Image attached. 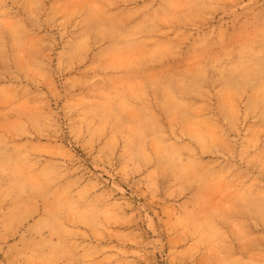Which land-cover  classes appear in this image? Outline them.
<instances>
[{
    "label": "rangeland",
    "instance_id": "obj_1",
    "mask_svg": "<svg viewBox=\"0 0 264 264\" xmlns=\"http://www.w3.org/2000/svg\"><path fill=\"white\" fill-rule=\"evenodd\" d=\"M261 3L0 0V264H264Z\"/></svg>",
    "mask_w": 264,
    "mask_h": 264
},
{
    "label": "snow or ice",
    "instance_id": "obj_2",
    "mask_svg": "<svg viewBox=\"0 0 264 264\" xmlns=\"http://www.w3.org/2000/svg\"><path fill=\"white\" fill-rule=\"evenodd\" d=\"M241 7H245V5L241 4ZM250 38L259 37L262 47H264V0L261 3V10L259 14L258 22L255 23V26L251 33L248 34ZM262 71H264V65H262ZM262 197H264V189L261 191ZM20 264H50L48 261H20ZM183 264H187V262H183Z\"/></svg>",
    "mask_w": 264,
    "mask_h": 264
}]
</instances>
